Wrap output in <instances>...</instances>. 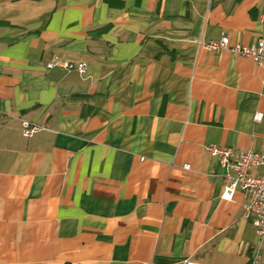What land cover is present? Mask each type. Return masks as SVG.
<instances>
[{
    "label": "crops",
    "instance_id": "1",
    "mask_svg": "<svg viewBox=\"0 0 264 264\" xmlns=\"http://www.w3.org/2000/svg\"><path fill=\"white\" fill-rule=\"evenodd\" d=\"M223 35L264 39V0H0V264L248 263L205 147H264V67Z\"/></svg>",
    "mask_w": 264,
    "mask_h": 264
},
{
    "label": "built area",
    "instance_id": "2",
    "mask_svg": "<svg viewBox=\"0 0 264 264\" xmlns=\"http://www.w3.org/2000/svg\"><path fill=\"white\" fill-rule=\"evenodd\" d=\"M197 45L208 51L227 50L234 56L251 58L259 66L264 67V39L250 45L231 43L227 35L217 40H198ZM47 68L60 67L65 70L84 72V63L52 60L46 64ZM261 118V113L254 115L255 120ZM24 136H31L34 132L43 129V126L20 120ZM207 153L216 157L224 168L223 190L221 198L230 200L236 190H243L249 194V201L245 206L244 217H253L256 243L251 246V253L247 264H264L261 256V246L264 244V171L254 175L251 170L262 168L264 170V147L260 151H245L235 147H219L214 144L205 147ZM184 169H189L185 164ZM180 264H201L190 259L183 260Z\"/></svg>",
    "mask_w": 264,
    "mask_h": 264
}]
</instances>
